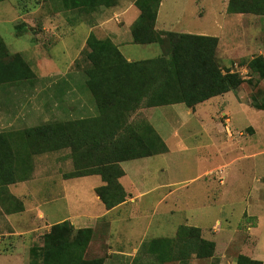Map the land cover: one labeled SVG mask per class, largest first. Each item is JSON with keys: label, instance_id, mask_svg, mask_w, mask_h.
I'll return each instance as SVG.
<instances>
[{"label": "rangeland", "instance_id": "374dc122", "mask_svg": "<svg viewBox=\"0 0 264 264\" xmlns=\"http://www.w3.org/2000/svg\"><path fill=\"white\" fill-rule=\"evenodd\" d=\"M126 1H119L114 8H99L91 14L59 11L60 0L0 2V35L10 53H22L36 74V79L31 81L0 85V132L40 126L47 120L66 122L100 116L97 104L86 87L84 68L75 64L82 57L91 33L101 39L118 37L116 44L129 61L162 55V48L157 44L133 43L130 27L136 21L135 15L118 11V6ZM209 3L214 1L199 2L201 15L209 10ZM215 4L220 10L221 3ZM34 10L38 11L33 13ZM194 11L191 5L185 12L189 19L184 17L183 24L194 21L190 17ZM217 12H209L206 16L211 33L225 32V29L216 28L212 18H217L219 25L226 29L234 28L238 37L245 36L241 31L246 32L248 25L246 36L262 40L264 44V17L231 15L228 19L232 20L226 24L228 19ZM48 19L50 23H46ZM21 23H26L32 30L17 37L15 25ZM242 25L246 27L242 28ZM260 52L264 54L263 50ZM253 55L258 56L259 52ZM263 91L264 80L254 76L229 94L228 102L222 97L217 98V101L207 102V106L195 107L193 114L184 104H177L142 108L133 115L132 119L146 120L156 129L168 152L122 165L128 173L123 179L126 189L134 196L139 191L147 192L141 217L133 218L129 223L121 219L122 224L117 225L125 232L132 228L137 230L132 237L125 236V243L135 244L142 235L145 243L155 238H173L180 226L187 225L200 228L202 236L217 245L213 259L192 257L189 264H236L241 255L264 264V111L253 109L262 114L259 117L245 111L249 105L252 106L255 96ZM225 112L231 118L228 125L234 133L231 138L225 133ZM252 125L255 129L250 127ZM255 130L261 137L260 141L251 137ZM248 143V153H244L242 148L246 149ZM70 153V149H63L36 156V178H31L25 186L12 187V191L26 195L29 204L40 201L44 211L51 213L59 209V213L57 217L44 219L39 225H35L33 220H14L21 232L16 236L10 234V222L0 220V264H29L30 249L42 245L51 223L68 216L69 211L81 213L88 209V204L94 206L91 200L95 194L91 186L96 181L101 184L99 177L75 179L67 182V186L63 182L64 175L75 170ZM250 154L254 156L249 159L243 157ZM44 167L45 171H40ZM133 181L138 184L136 188L130 185ZM153 186L162 188L150 193L148 190ZM44 190L54 194L56 202H48L49 196L42 193ZM65 195H68L67 200ZM165 195L167 198L160 204ZM93 208L97 209L96 206ZM90 210L96 213L94 209ZM128 211H123L122 218L130 215ZM113 226L108 234L115 248L116 225ZM98 249L93 247L92 250ZM95 256L90 253L87 258H100ZM150 261L148 259L147 262Z\"/></svg>", "mask_w": 264, "mask_h": 264}, {"label": "trees", "instance_id": "16d2710c", "mask_svg": "<svg viewBox=\"0 0 264 264\" xmlns=\"http://www.w3.org/2000/svg\"><path fill=\"white\" fill-rule=\"evenodd\" d=\"M119 1L60 0L57 10L91 14L99 8H114ZM160 3L135 0L140 15L131 26V36L137 45H159L161 56L130 62L112 39H101L94 33L87 38L82 57L75 64L84 68L86 87L99 117L0 132V205H8L12 213L23 211V202L10 193L9 186L31 180L36 156L70 149L75 170L64 178L100 176L104 185L95 189L96 195L108 210L115 208L128 197L120 182L125 175L121 164L168 152L149 122L132 119L137 111L176 104L193 109L236 91L244 83L236 74L222 73L216 59L218 38L157 31ZM227 12L264 16V0H229ZM15 30L22 37L32 29L21 23ZM248 65L252 79L264 80V56L255 57ZM34 79L30 62L22 53L11 54L0 35V85ZM257 95L252 106L264 111V91L259 95L262 99ZM94 232L89 228L75 230L69 221L55 224L44 234L42 245L30 249L29 264H104L102 257H86ZM142 250L155 261L134 264H189L192 257L213 259L216 243L205 239L200 228L182 225L175 237L152 239L142 245ZM236 264L263 262L241 255Z\"/></svg>", "mask_w": 264, "mask_h": 264}, {"label": "crops", "instance_id": "0c3cea01", "mask_svg": "<svg viewBox=\"0 0 264 264\" xmlns=\"http://www.w3.org/2000/svg\"><path fill=\"white\" fill-rule=\"evenodd\" d=\"M200 1L201 0H161L160 7L158 10V16H157V20H156V30L159 32H175V33L193 34V35L218 38L216 59L218 61L219 66L222 69L223 74H224L223 71L225 69L228 70L234 63H240L243 65H247L249 67V65H248L249 62L252 59H254L255 57H257V56L253 55L256 52H259L258 56L262 55V53L260 51L261 50L264 51V44L262 43V40L256 41L255 38L250 39L251 38L250 36L249 37L246 36L247 30H248V25H247L246 32L241 31V33H244L245 36L238 37L237 34L235 33L236 30L234 28H232V29L227 28L226 29V27H223L222 24L219 25V23L216 21L217 18H212L216 28H219L222 31H223V29H225V32H222L220 34H213V33H211L210 26H208L206 24V21L209 20L208 17H206L209 12L219 11L221 13L220 16L226 17L227 19L231 15H238V16H241V18H242L243 16L247 17V15H253V14H228L227 8H228L229 0H213L214 3H209L210 4L209 10L201 15L200 9H199V2ZM207 2H208V0H207ZM218 2L221 3L220 4V6H221L220 10L216 8L215 3H217V5H218ZM191 5L194 6V10H195L194 12L195 13L191 14L190 17H192L191 19L194 21L189 20L188 22H191V23L187 22L186 24H183L184 17H187L189 19V17L186 16L185 12L189 11ZM134 8H136L135 0H128L126 2H122V4H120L118 6V11L123 12L122 14H125L127 12H129V14L133 13L135 15L134 17L137 19L140 15V11L138 9L136 11V10H134ZM198 9H199V12H197ZM37 11L38 10H34L33 13H35ZM191 11H193V8L191 9ZM210 14H212V13H210ZM217 14L219 15L218 12H217ZM253 16H254V18H256V17L263 18L264 17V16H257V15H253ZM19 18H21V17H19ZM237 18H239V17H237ZM229 19L227 22L225 21L226 24H229V22L232 20V19L231 20H229ZM46 23H50V20L49 19L46 20ZM108 24L111 25L110 22ZM176 25H178V27ZM32 26H34V25H32ZM245 27L246 26L242 25V28H245ZM130 30H131V27H130ZM121 32H122V30H121ZM255 36H262V34L261 35H255ZM111 39L116 44L118 37H112ZM118 41H121V40H118ZM258 50H260V51H258ZM262 56H264V54ZM238 60H239V62H238ZM130 62H134V61H130ZM231 93L232 92H229L223 96L214 97L210 100H207V101L197 105L196 107L207 106L206 105L207 102L210 103L213 100L217 101V98H220V97H222L223 100H225V102H228L226 100H228V98L230 99V96H228V95ZM171 106H173V105H171ZM225 107H227V106H225ZM253 109L255 110L256 108L249 105L248 108H245V111L247 113H250L251 115H253L255 117H259V115H262L256 111H254ZM251 110H253V111H251ZM192 112H194V108L190 109V111H189L190 114H193ZM225 113H227V112H225ZM46 122H48V120ZM250 127L255 129V127H253V125ZM239 134H240V136H242L241 132ZM227 137H229V136L227 135ZM251 137L258 138L257 139L258 141H260V139H261V137H259L258 132L256 130H255V134ZM246 139H249V138H246ZM246 139H245V141H247ZM247 142H249V140ZM256 145H259V143ZM248 148H249V143H248V146L246 147V149L242 148V151L244 153H248V150H249ZM156 156H158V155H156ZM251 156H254V154L244 155L243 157L249 159ZM152 157H154V156H152ZM149 158H151V157H149ZM139 160H141V159H139ZM122 165H123V163L121 164V166ZM123 170L125 171V175L120 179V182L124 186L126 192L128 193L127 200L124 203L120 204L119 206H117L111 210H108L106 208V206L101 202L100 198L96 195V192H95L96 188L104 185V182L102 181L101 177L97 176L100 178L101 184H99V181H96L97 183L93 184L91 186V190L95 194V197L94 196L92 197L91 203H92V205L96 206L97 209L93 208L94 206H92V207L89 206V204L86 203V204H88L89 210L87 209V210H85V212L75 213V214H73L69 211L68 216L59 218L58 220H56V222L51 223L49 225V230H50L51 226L58 224V223H62L64 221H69L71 223V225L75 228V230L87 229V228L93 229L95 232H94L93 239L90 243V246L87 250L86 257H88L90 253H93L94 255H97L95 257L104 258L105 259L104 264L151 263V262L155 261L154 256H152L148 251H142V245L146 241V240H144L145 236L144 235L140 236V240L136 239L135 244L130 243V241H127L125 243V236L128 234V237H132L137 230H136V228H132L130 231L125 232V231H123V229H118V226H117L118 223L122 224L121 219L123 220V222L127 221L129 223L130 221H132L133 218L137 219V218L141 217L142 212H143L142 206L144 204L143 200H144L146 193H147V192L142 193L139 191V193L136 196L132 195V192L127 190L126 186L123 184V179L128 176L127 171L124 168H123ZM40 171H42V172L45 171V167L43 170H40ZM36 175H37V171L34 170L32 179L36 178ZM94 176H96V175H94ZM90 177H93V176H86V177H82V178L88 179ZM41 178L39 176V179H41ZM75 179H81V178L63 179V182H64L65 186H67L66 185L67 182L75 180ZM29 182L30 181L20 182V183H16L14 185L9 186L10 193L14 197H16L18 200L23 202V206H24L23 211L12 213V211H10V208H8V205H5V206L0 205V220H2V221L6 220V221L10 222V225L12 227V229L10 230L11 235L16 236V235L21 233V232L19 233L18 228L15 226L14 220H18V219L33 220L34 221L33 223L35 225H39V224L43 223L44 219L47 220L49 218H54V217L58 216L59 209L52 210L51 213H48L47 211L43 210V208H42L43 203H41L40 201H34L32 204H29L28 201H26V198H27L26 195L18 194L16 192L12 191V187L17 188L20 185L25 186V184H27ZM130 185H131V187H134V188H136L138 186V184L134 181L132 184L130 183ZM160 188H162V186H153L148 191H150V193H151V192L159 190ZM42 193L47 194V196H49L48 202H50V203L56 202V199H54V197H53L54 194H52L50 192L48 193V191H45V190ZM67 196L68 195H65V197H64L66 200L68 199ZM166 198H167V195H165L164 198H162L159 203L161 204L162 201ZM13 204L17 205L15 203H12V206H13ZM90 209H92V210L94 209V211H96V213L91 212ZM126 209L129 210L127 214H130V215L128 217L122 218V213ZM127 214H125V215H127ZM113 224L116 225V228H115L116 247L115 248L113 247V245H111V242L109 241L110 237L108 234L110 229L114 228ZM102 227L104 229H102ZM49 230H47V232ZM101 246H103L104 248L102 250H99L98 248H100ZM93 247L97 248L98 250L93 251L92 250ZM216 247H217V245H216ZM148 259H151V261L147 262ZM252 259H255V258H252ZM166 264H173V262L166 263Z\"/></svg>", "mask_w": 264, "mask_h": 264}, {"label": "built area", "instance_id": "2783aa9c", "mask_svg": "<svg viewBox=\"0 0 264 264\" xmlns=\"http://www.w3.org/2000/svg\"><path fill=\"white\" fill-rule=\"evenodd\" d=\"M230 74H236L238 75L243 81H250L252 79V75L250 73V69L247 65H243L240 63H234L224 74L226 73ZM225 121H226V126L225 132L229 137H233V132L231 128H229V124L231 123V118L229 117L228 113H224Z\"/></svg>", "mask_w": 264, "mask_h": 264}]
</instances>
